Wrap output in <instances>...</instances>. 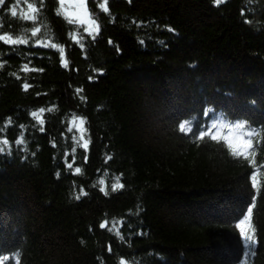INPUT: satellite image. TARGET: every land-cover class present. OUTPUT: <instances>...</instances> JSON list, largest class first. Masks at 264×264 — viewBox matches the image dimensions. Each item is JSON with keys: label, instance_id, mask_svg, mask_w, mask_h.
<instances>
[{"label": "trees", "instance_id": "obj_1", "mask_svg": "<svg viewBox=\"0 0 264 264\" xmlns=\"http://www.w3.org/2000/svg\"><path fill=\"white\" fill-rule=\"evenodd\" d=\"M15 3L0 6V34H26L29 43L0 41V140L12 146L0 154L4 264H15L16 253L20 264H244L234 224L256 195L254 169L222 142L196 140L178 125L192 120L198 132L207 108L245 120L260 132L253 143L264 164V0H109L108 13L90 0L95 40L56 14L58 0H43L41 32L31 37L33 22L19 18L23 0L10 14ZM38 39L61 45L68 67L57 49L33 46ZM25 64L43 71H22ZM41 108L43 132L30 115ZM73 114L87 121V152L72 139L79 132L68 131ZM21 134L26 151L15 144ZM117 176L124 188L113 192ZM259 179L248 264H264V168ZM81 188L87 195L77 200ZM105 219L109 227L123 221V239L99 227Z\"/></svg>", "mask_w": 264, "mask_h": 264}, {"label": "snow or ice", "instance_id": "obj_2", "mask_svg": "<svg viewBox=\"0 0 264 264\" xmlns=\"http://www.w3.org/2000/svg\"><path fill=\"white\" fill-rule=\"evenodd\" d=\"M22 0H16L14 6H12L9 11L12 17L16 18L18 16V8H20ZM97 5L100 10L104 13L109 12L108 3L109 0H96ZM131 3V0H128ZM215 6H220L223 3H226L227 0H213ZM23 3L26 5V8H20L19 10V18L24 21H32L33 27L30 30L31 37H36L38 33L41 32V27L35 22L38 19V15L43 7V0H32V2H28V0H23ZM40 4V8L36 6V4ZM5 0H0V6H4ZM59 7L56 9V14L58 16H63L69 24H77V25H86L84 28V32H86L89 36L95 40L96 35L100 32V25L97 23V20L92 17L87 8L86 0H58ZM241 15H244L243 10L241 11ZM113 19H115L113 17ZM244 22L248 23L250 21L245 20ZM133 24H136L137 27H140L141 24L133 21ZM2 27V25H0ZM27 31V30H26ZM168 31H173L171 28ZM47 35V34H46ZM71 39L80 45V48L83 49L84 45L80 42L82 37L77 36L75 32L70 33ZM0 41L7 45H27L29 43V37L25 35H20L16 38L8 34H0ZM111 43V41H109ZM143 44L144 42L141 41ZM163 43V42H161ZM33 46H40L44 48H54L59 51L61 64L64 68L68 67V61L65 59V50L64 48L56 43H52L50 39H38L34 42ZM0 67H3V64L0 63ZM22 71H43V69H35L29 68L28 64H25L22 68ZM99 71V70H95ZM13 75H16L13 73ZM20 79L19 76L16 77ZM92 79V77H89ZM23 90L27 91L31 85L28 83H24L22 85ZM77 93L82 92V89H76ZM53 109H48V111H52ZM45 109L41 108L38 111H32L31 117L36 121L38 125H40V131L43 132V124ZM203 115L205 117H211L209 122L206 125H203L199 128L198 132L194 133L193 129V121L192 120H184L179 123L178 129L181 133L185 135L193 133L195 135L196 140H204L205 137L210 138L211 141L217 143H223L225 147H227L230 155L235 158H243L247 160L249 165L254 169V171L250 174V183L253 190H255L256 195L252 197L251 203L246 207V212L241 213V218H238V222L234 224V228L239 230V236L242 238L245 252V260L244 264H248V257L251 255H255L254 249L257 244L256 239V228L253 223V209L256 206V198L259 195L261 182L259 179L260 169L264 168V164L257 166L256 164V149L253 143V137H258L260 132L255 128H250L247 126V121L245 120H237L235 122H231L226 120L221 114L217 116L212 108H207L204 110ZM11 118L8 119L7 124H11ZM70 126L68 127V131L72 132L73 128H75L79 132V136H73V140L76 141V145L81 147L87 152L89 148V144L91 143L90 137L85 139L86 128L85 124L87 123L85 118L78 117L75 114L72 115L71 121L69 122ZM23 129V125L20 126ZM82 142V143H81ZM259 144V141H256ZM15 144L17 146L24 145L21 148V151L27 150V145L24 140L23 134L15 140ZM53 147L55 144L53 143ZM7 149V153L11 154L12 146L9 144V141L5 138L0 140V154L5 153ZM76 152V147L72 148V153ZM112 157L109 155L106 157V160H110ZM87 157H85V161ZM65 165L67 168L72 169L73 163H75V157H73V162L68 163L67 161V153L65 154ZM81 168L76 167L74 169L73 174H80ZM107 175V173H105ZM59 176V173H57ZM98 185L100 186V191L107 195V186L104 178H100L98 180ZM124 188V185L120 182V177L117 176L114 178V183L111 185V190L113 192ZM87 192L84 191L83 188L80 189L79 194L75 196V199L79 200L81 196H86ZM123 221H113L111 227H109V221L105 219L102 223H100L99 227L101 229L107 228L110 232H115L117 236L121 239L123 237L120 235V228L118 225H122ZM108 251L111 252V245L108 246ZM15 264H20L19 253L15 254ZM9 260V256L4 255L0 256V264H4L5 261ZM119 264H125L123 259L120 260Z\"/></svg>", "mask_w": 264, "mask_h": 264}, {"label": "rangeland", "instance_id": "obj_3", "mask_svg": "<svg viewBox=\"0 0 264 264\" xmlns=\"http://www.w3.org/2000/svg\"><path fill=\"white\" fill-rule=\"evenodd\" d=\"M89 1L90 0H86V4H87V8L89 7ZM88 10H89V8H88ZM89 13L92 15V13H91V11L89 10ZM93 17V16H92ZM86 26V25H85Z\"/></svg>", "mask_w": 264, "mask_h": 264}]
</instances>
